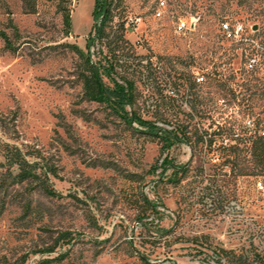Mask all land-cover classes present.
<instances>
[{
	"label": "rangeland",
	"instance_id": "obj_1",
	"mask_svg": "<svg viewBox=\"0 0 264 264\" xmlns=\"http://www.w3.org/2000/svg\"><path fill=\"white\" fill-rule=\"evenodd\" d=\"M68 1L66 30L55 0H37L35 14L22 0H0V32L13 50L0 39V171L16 175L25 161L51 193L15 187L32 202L25 217L7 195L0 257L224 264L220 249L250 245L264 255V175L243 144L244 128L264 130V0H112L107 39L123 23L127 63L117 71L135 88L125 111L174 132L181 142L169 148L84 96L85 56L108 69V47L87 48L94 0ZM223 22L256 27L259 48L226 40ZM250 54L259 57L253 69ZM164 159L181 170L163 171Z\"/></svg>",
	"mask_w": 264,
	"mask_h": 264
},
{
	"label": "trees",
	"instance_id": "obj_2",
	"mask_svg": "<svg viewBox=\"0 0 264 264\" xmlns=\"http://www.w3.org/2000/svg\"><path fill=\"white\" fill-rule=\"evenodd\" d=\"M36 1L37 0H22L23 10L30 14L36 12ZM56 12L60 14L62 24L66 30L70 28V11L68 8V0H55ZM112 0H94V6L92 11L93 30L94 35L89 39L87 48L90 47L94 40L98 41L101 45L106 44L109 53V67L104 69L98 63H92L90 60L89 53L85 56V63L87 65V75L82 77L83 94L88 101L96 102L99 104H106L116 108L121 112V116L125 123L130 127L132 123H136L138 126L143 128L144 131L139 132L134 129L135 132L148 135L151 137L160 138L163 140L166 148L181 142L177 135L166 129H161L150 122L143 121L134 114L128 115L125 111L126 107L131 108L135 103V88L131 81L127 80L124 76L120 75L117 69H121L127 63V56L124 51L126 47V39L124 38V25L123 23L115 26L114 35L111 40H108V34L106 33L110 24H112L114 15ZM0 39L4 42L5 48L13 51L9 37L6 33L0 32ZM73 51L76 53L78 49L73 47ZM122 72V71H120ZM116 74L119 81L112 77V74ZM104 78L109 80L111 86L106 85ZM244 148L252 157V161L255 163L253 169L258 170L259 174L264 175V130L259 129L257 126L250 128H244ZM17 155L20 152L17 151ZM163 171L171 168L175 171H180L181 168H177L170 163V160L164 159L162 162ZM3 166L0 165V168ZM25 185L28 189V193H32L36 189H40L47 195H51L48 191L45 181L41 179V176L32 169V165L23 161L20 163L18 173L12 175L9 169L4 172L0 171V213L5 209V199L7 195L13 197L16 201V205L22 211V216H28L33 211L32 202L29 198L23 199L17 194L18 191L14 189L17 186ZM12 188V189H11ZM28 194V195H29ZM18 199V200H17ZM146 204L155 209V205L146 201ZM54 251V248H47L39 250L36 253L49 254ZM218 257V263L221 260L224 264H264V255L258 253L256 249L250 245L246 250H224L220 249ZM25 258L21 257L19 264H25ZM0 264H9L6 257H0Z\"/></svg>",
	"mask_w": 264,
	"mask_h": 264
},
{
	"label": "built area",
	"instance_id": "obj_3",
	"mask_svg": "<svg viewBox=\"0 0 264 264\" xmlns=\"http://www.w3.org/2000/svg\"><path fill=\"white\" fill-rule=\"evenodd\" d=\"M186 28V24L181 22L178 25V30H184ZM220 32L223 37L235 44H247L251 45L253 48H259L258 41L254 40L251 36H253L254 31L252 27L247 28L242 23L236 22L234 24H230L228 22H223L220 25ZM256 50V49H255ZM246 59V68L253 69L258 63L259 57L256 54L245 55ZM203 77L197 78V82H202ZM259 187L261 185L259 184Z\"/></svg>",
	"mask_w": 264,
	"mask_h": 264
},
{
	"label": "water",
	"instance_id": "obj_4",
	"mask_svg": "<svg viewBox=\"0 0 264 264\" xmlns=\"http://www.w3.org/2000/svg\"><path fill=\"white\" fill-rule=\"evenodd\" d=\"M252 30H256V27H253Z\"/></svg>",
	"mask_w": 264,
	"mask_h": 264
}]
</instances>
